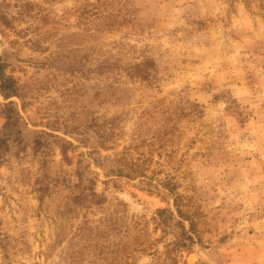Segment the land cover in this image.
Returning a JSON list of instances; mask_svg holds the SVG:
<instances>
[{
    "label": "rangeland",
    "instance_id": "1",
    "mask_svg": "<svg viewBox=\"0 0 264 264\" xmlns=\"http://www.w3.org/2000/svg\"><path fill=\"white\" fill-rule=\"evenodd\" d=\"M0 73V264H264V0H0Z\"/></svg>",
    "mask_w": 264,
    "mask_h": 264
},
{
    "label": "trees",
    "instance_id": "2",
    "mask_svg": "<svg viewBox=\"0 0 264 264\" xmlns=\"http://www.w3.org/2000/svg\"><path fill=\"white\" fill-rule=\"evenodd\" d=\"M7 83H8V79H4L0 73V89H1V92H4L3 96H5L7 94L8 95H11V94L14 95L13 90H11L10 85ZM183 234H185V232H183ZM185 238L187 239L189 244L193 243L192 238L190 236L186 235Z\"/></svg>",
    "mask_w": 264,
    "mask_h": 264
}]
</instances>
